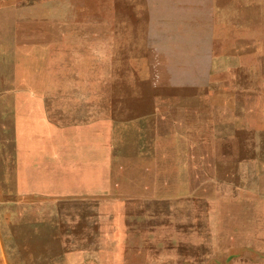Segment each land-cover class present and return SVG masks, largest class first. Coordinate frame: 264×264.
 <instances>
[{"label":"rangeland","instance_id":"1","mask_svg":"<svg viewBox=\"0 0 264 264\" xmlns=\"http://www.w3.org/2000/svg\"><path fill=\"white\" fill-rule=\"evenodd\" d=\"M0 264H264V0H0Z\"/></svg>","mask_w":264,"mask_h":264}]
</instances>
